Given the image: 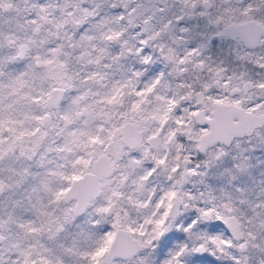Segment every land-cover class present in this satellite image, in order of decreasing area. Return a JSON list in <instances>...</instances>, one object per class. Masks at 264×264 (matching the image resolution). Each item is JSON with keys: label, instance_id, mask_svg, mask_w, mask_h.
<instances>
[{"label": "snow or ice", "instance_id": "6c2138e0", "mask_svg": "<svg viewBox=\"0 0 264 264\" xmlns=\"http://www.w3.org/2000/svg\"><path fill=\"white\" fill-rule=\"evenodd\" d=\"M0 264H264V0H0Z\"/></svg>", "mask_w": 264, "mask_h": 264}]
</instances>
